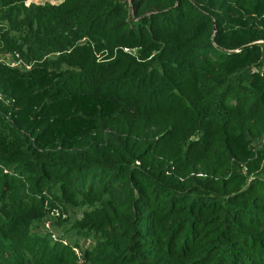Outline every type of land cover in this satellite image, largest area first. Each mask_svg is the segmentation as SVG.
Here are the masks:
<instances>
[{
    "label": "trees",
    "instance_id": "1",
    "mask_svg": "<svg viewBox=\"0 0 264 264\" xmlns=\"http://www.w3.org/2000/svg\"><path fill=\"white\" fill-rule=\"evenodd\" d=\"M26 1L0 0V264H264V0Z\"/></svg>",
    "mask_w": 264,
    "mask_h": 264
},
{
    "label": "rangeland",
    "instance_id": "2",
    "mask_svg": "<svg viewBox=\"0 0 264 264\" xmlns=\"http://www.w3.org/2000/svg\"><path fill=\"white\" fill-rule=\"evenodd\" d=\"M64 0H27L26 4L30 5V4H35V5H42L45 3H49L51 5H58L60 3H62Z\"/></svg>",
    "mask_w": 264,
    "mask_h": 264
},
{
    "label": "built area",
    "instance_id": "3",
    "mask_svg": "<svg viewBox=\"0 0 264 264\" xmlns=\"http://www.w3.org/2000/svg\"><path fill=\"white\" fill-rule=\"evenodd\" d=\"M16 65H18V62H14V61H13V62H10V66L14 67V66H16ZM0 100H2V96H1V95H0ZM263 143H264V142H263ZM55 237H56L55 235H52V238H53V239H56Z\"/></svg>",
    "mask_w": 264,
    "mask_h": 264
}]
</instances>
